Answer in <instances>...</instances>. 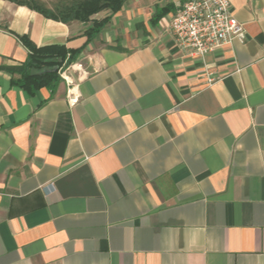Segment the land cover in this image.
I'll return each instance as SVG.
<instances>
[{"label": "crops", "instance_id": "0c3cea01", "mask_svg": "<svg viewBox=\"0 0 264 264\" xmlns=\"http://www.w3.org/2000/svg\"><path fill=\"white\" fill-rule=\"evenodd\" d=\"M183 2L90 36L109 12L0 0V264H264V0H230L246 40L204 59L168 27ZM22 36L80 51L54 89L18 84Z\"/></svg>", "mask_w": 264, "mask_h": 264}, {"label": "trees", "instance_id": "16d2710c", "mask_svg": "<svg viewBox=\"0 0 264 264\" xmlns=\"http://www.w3.org/2000/svg\"><path fill=\"white\" fill-rule=\"evenodd\" d=\"M17 5L26 6L47 18L69 23L71 21L89 22L91 19L102 12H109L110 15L102 20H92V27L88 30L90 36L98 34L105 24L110 20L111 15L119 12L127 0H71L56 7L55 10L46 8L36 1L27 0H8ZM186 0H184L185 2ZM183 2V3H184ZM163 11L158 15L157 20L165 15ZM22 42L29 49L30 55L24 65L23 78L18 84L26 89L30 94L43 88L54 89L61 81L59 70L68 60L72 63L79 55L80 51L68 50L64 45H50L38 47L33 44L26 36L21 37ZM69 56V58H68ZM56 70L41 76L32 77V69Z\"/></svg>", "mask_w": 264, "mask_h": 264}, {"label": "built area", "instance_id": "2783aa9c", "mask_svg": "<svg viewBox=\"0 0 264 264\" xmlns=\"http://www.w3.org/2000/svg\"><path fill=\"white\" fill-rule=\"evenodd\" d=\"M168 27L177 48L192 58L204 59L234 40H246L245 27L233 14L230 0H186ZM208 82L214 79L208 76ZM69 99L75 103L78 97L72 94Z\"/></svg>", "mask_w": 264, "mask_h": 264}, {"label": "rangeland", "instance_id": "374dc122", "mask_svg": "<svg viewBox=\"0 0 264 264\" xmlns=\"http://www.w3.org/2000/svg\"><path fill=\"white\" fill-rule=\"evenodd\" d=\"M27 1H36L39 4L44 5L46 8L55 10L57 6L67 3L71 0H27Z\"/></svg>", "mask_w": 264, "mask_h": 264}, {"label": "water", "instance_id": "95a60500", "mask_svg": "<svg viewBox=\"0 0 264 264\" xmlns=\"http://www.w3.org/2000/svg\"><path fill=\"white\" fill-rule=\"evenodd\" d=\"M52 71H56V70H47L46 68L44 69H32L31 72H30V75L32 77H35V76H41V75H44L48 72H52Z\"/></svg>", "mask_w": 264, "mask_h": 264}]
</instances>
